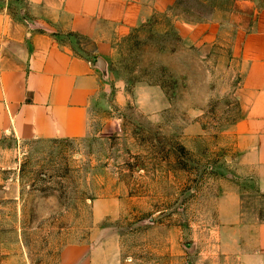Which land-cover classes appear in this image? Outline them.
Instances as JSON below:
<instances>
[{
    "label": "rangeland",
    "instance_id": "rangeland-1",
    "mask_svg": "<svg viewBox=\"0 0 264 264\" xmlns=\"http://www.w3.org/2000/svg\"><path fill=\"white\" fill-rule=\"evenodd\" d=\"M235 1L175 0L115 45L85 138L0 141V264H60L96 232L123 264H237L233 201L246 225L264 221L234 156L240 60L225 28L178 23Z\"/></svg>",
    "mask_w": 264,
    "mask_h": 264
},
{
    "label": "crops",
    "instance_id": "crops-1",
    "mask_svg": "<svg viewBox=\"0 0 264 264\" xmlns=\"http://www.w3.org/2000/svg\"><path fill=\"white\" fill-rule=\"evenodd\" d=\"M175 0H0V141L78 140L93 105L109 89L99 58L134 31L168 15ZM220 29L234 40L241 66L234 156L264 196V0H236L224 13L186 24ZM213 36L204 34V38ZM70 39V40H69ZM74 41V43L70 42ZM237 264H264V221L246 225L233 201ZM100 218V212H97ZM66 246L60 264H123L107 240Z\"/></svg>",
    "mask_w": 264,
    "mask_h": 264
},
{
    "label": "water",
    "instance_id": "water-1",
    "mask_svg": "<svg viewBox=\"0 0 264 264\" xmlns=\"http://www.w3.org/2000/svg\"><path fill=\"white\" fill-rule=\"evenodd\" d=\"M97 68L101 73L103 74L104 78L107 79V63L105 62L104 59L99 58L96 64Z\"/></svg>",
    "mask_w": 264,
    "mask_h": 264
}]
</instances>
